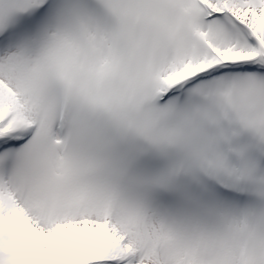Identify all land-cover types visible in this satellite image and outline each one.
Masks as SVG:
<instances>
[{
  "label": "snow or ice",
  "instance_id": "snow-or-ice-1",
  "mask_svg": "<svg viewBox=\"0 0 264 264\" xmlns=\"http://www.w3.org/2000/svg\"><path fill=\"white\" fill-rule=\"evenodd\" d=\"M0 264H264V0H0Z\"/></svg>",
  "mask_w": 264,
  "mask_h": 264
}]
</instances>
